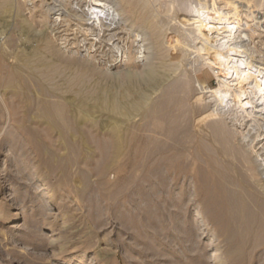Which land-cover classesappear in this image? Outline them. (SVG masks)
<instances>
[{
  "label": "rangeland",
  "instance_id": "rangeland-1",
  "mask_svg": "<svg viewBox=\"0 0 264 264\" xmlns=\"http://www.w3.org/2000/svg\"><path fill=\"white\" fill-rule=\"evenodd\" d=\"M13 2L0 10V264H222L227 255L226 264H264V232L238 244L249 218L242 204L257 206L254 183L215 146L203 87L218 88L219 78L181 7H168L180 30L167 35L185 54L155 74L102 78L64 65L49 77L46 26Z\"/></svg>",
  "mask_w": 264,
  "mask_h": 264
},
{
  "label": "bare ground",
  "instance_id": "bare-ground-1",
  "mask_svg": "<svg viewBox=\"0 0 264 264\" xmlns=\"http://www.w3.org/2000/svg\"><path fill=\"white\" fill-rule=\"evenodd\" d=\"M13 1L15 0H0V10L7 9ZM175 2L181 7L180 12H184L182 18L185 19L184 24L188 25L190 35L200 45L191 43L201 51L202 60L217 71L219 86L216 89L203 87V92L209 98L206 100L207 104L203 102V107L208 105L209 108L206 118L215 120L210 122V132L217 150L222 154L219 156L229 169L243 177L247 186L251 184L246 177L254 183L251 187L257 206L240 203L243 211L249 214L248 223L243 224L244 236L238 241L243 248L246 243H252L257 232H264V216L260 219V213L264 211V62L258 55L261 54L258 44L264 45V30L261 31L264 29V0H17L16 11L26 15L27 20L37 24L36 26H46V41L41 50L43 54L53 57L45 63L48 76L64 65H78L98 77L109 78L120 74L123 79L124 70L142 72L146 69L147 72H153L160 63H167L168 58L182 56L185 52L184 45L173 44V39L170 40L167 35L168 29L173 32L180 30L175 23L174 27L170 26L173 15H169L168 7L173 3L175 5ZM177 7L175 8L179 11ZM254 8L263 9L261 16L253 14ZM87 75L90 74H81L78 80H83ZM202 97L199 95L197 101ZM208 134L203 137H208ZM120 137L119 135L118 139ZM234 160L241 163L243 173L238 169L239 166L234 165ZM235 164L238 165L236 162ZM216 175L218 177H213L222 178L219 170ZM237 178L242 181L239 175ZM216 179L215 181L218 180ZM222 182L220 183L224 184ZM220 188L219 191L222 189ZM224 193L221 191L222 195ZM257 209L262 211L257 214L254 211ZM234 239L232 236V240ZM233 245L228 247L233 248ZM241 248H229L231 251L227 248V252L234 255ZM214 254L215 257L204 258V262H213L217 258V250ZM73 257L74 255L64 256L61 262H71ZM227 258H230L229 255L223 257L222 264L227 263Z\"/></svg>",
  "mask_w": 264,
  "mask_h": 264
}]
</instances>
